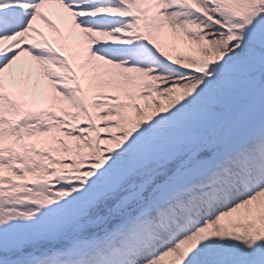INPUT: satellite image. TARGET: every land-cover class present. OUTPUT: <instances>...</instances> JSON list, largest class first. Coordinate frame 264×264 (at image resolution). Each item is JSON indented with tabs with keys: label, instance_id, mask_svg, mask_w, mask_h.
Listing matches in <instances>:
<instances>
[{
	"label": "snow or ice",
	"instance_id": "obj_1",
	"mask_svg": "<svg viewBox=\"0 0 264 264\" xmlns=\"http://www.w3.org/2000/svg\"><path fill=\"white\" fill-rule=\"evenodd\" d=\"M0 264H264V0H0Z\"/></svg>",
	"mask_w": 264,
	"mask_h": 264
},
{
	"label": "bare ground",
	"instance_id": "obj_2",
	"mask_svg": "<svg viewBox=\"0 0 264 264\" xmlns=\"http://www.w3.org/2000/svg\"><path fill=\"white\" fill-rule=\"evenodd\" d=\"M59 23V22H58ZM61 26V28L63 29V25H60ZM45 31H48L47 29H45Z\"/></svg>",
	"mask_w": 264,
	"mask_h": 264
}]
</instances>
